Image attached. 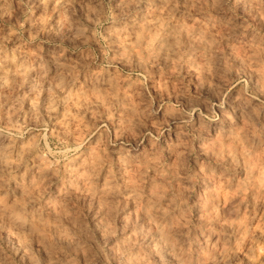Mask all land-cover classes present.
Masks as SVG:
<instances>
[{
    "label": "rangeland",
    "instance_id": "1",
    "mask_svg": "<svg viewBox=\"0 0 264 264\" xmlns=\"http://www.w3.org/2000/svg\"><path fill=\"white\" fill-rule=\"evenodd\" d=\"M165 2L63 0L57 7L56 0H0V104L3 105L0 112L7 113L13 103L17 108L23 103L24 109L19 116L23 122L27 113V126L31 129L28 136L48 134L46 139H50L51 122L45 123L48 118L43 115L44 105L32 109L31 99L43 93L45 102L55 100L59 91L57 81L63 77L66 84L70 83L73 77L69 73L73 72V67L91 65L96 68L104 63L105 47L110 53L108 62L112 67L109 71L113 77L117 75L115 66H119L121 73L142 71L144 64L136 55H123L124 47L113 29L133 21L137 25L143 23L145 27H153L148 21L155 18ZM240 2L216 0L213 3V0H208L204 4L200 0L196 7L211 11L213 22L219 28L238 36L242 31L241 21L232 11ZM194 3L196 0H180L181 13L192 10L191 15H196L192 8ZM116 4L121 10V18L117 25H112L106 22L104 13L110 5ZM243 4L245 12L257 6L255 0H243ZM92 8L96 11L92 12ZM199 14L204 17L207 13ZM97 21L100 22L99 31L105 35L113 33L107 44L93 36ZM21 23L24 27H20ZM12 27L17 28L18 33L9 36ZM85 27L87 32L83 31ZM177 33L176 21H167L161 38L165 47L157 58L158 63L167 69L172 59L183 55L182 71L186 78L172 94L177 107L171 111L161 109L151 117H136L138 135L133 140L131 151L125 144V158L117 164L118 173L122 175L125 169L135 171L138 163L146 165L140 171L148 172L153 200L162 196L164 203L171 202L169 224H175L184 213L207 229L206 213L211 212L215 231L206 235H210L213 242L218 241L220 246L235 249L243 239L245 227L240 222V213L234 202L225 206L226 192L230 187L228 177H233L234 184L235 168L222 159L219 144L213 142L212 132L219 131L221 137L227 136L229 131H235L242 115L249 125L251 145L264 149V76L256 72L246 73L251 77L253 86L246 91L241 84L229 93L228 105L232 111L226 109L217 124L204 119L199 113L192 117L189 112L193 106L208 97L215 99L216 96H223L228 91L234 83L235 73L224 75L223 62L217 54L212 61L216 75L210 76L205 67L197 80L195 69L206 64L214 49L209 50L206 44ZM33 35L37 36L34 41ZM144 56L147 58V53ZM13 57L17 58V63L31 66L32 70L13 76V86L8 89L4 87V79L8 69L16 67L12 63ZM152 71L158 73L159 69ZM193 84L192 91H187L186 87ZM250 93L261 99L253 100ZM159 97L157 93L158 101ZM233 114L235 122L231 128L225 127L228 117ZM153 121L159 128L153 127ZM6 123V118L0 122V212L15 210L21 213L23 230L28 233V241L24 243L28 253L23 259L18 258L17 264H49L50 258H54V264H108L109 259L111 264H156L153 245L157 242L161 243L160 252L167 259L170 249L160 241V233L148 226L145 212L139 210L140 201L137 200L135 205L137 211L132 212L129 210L131 201L124 199L127 191H132L135 185H127L121 190L112 186L111 192L102 191L103 177H98L100 170L97 169V172L83 178L73 177V186L70 187L67 180L60 178L67 173L56 174V169H46L36 156L34 146L22 150L21 145L25 142L33 145L35 142L28 140V136L21 140L10 135L3 130ZM161 133L164 134L161 140L152 139L153 134L160 136ZM129 139L132 137L126 135L125 140ZM141 140L144 144L138 146ZM50 142L55 151L56 141L50 139ZM156 157H159L158 161ZM202 168L205 171H201ZM178 231L172 229V234L176 235ZM200 232L199 227L193 228L194 236L200 235ZM257 237V243L264 240L259 234ZM37 239L42 244L38 250L32 246ZM247 244L248 241L241 245L245 251ZM45 249L48 255H45ZM118 250L124 254L121 255ZM240 255L230 253L229 259L218 256L215 264H253L247 257L238 259ZM145 256L148 260L142 259Z\"/></svg>",
    "mask_w": 264,
    "mask_h": 264
},
{
    "label": "clouds",
    "instance_id": "2",
    "mask_svg": "<svg viewBox=\"0 0 264 264\" xmlns=\"http://www.w3.org/2000/svg\"><path fill=\"white\" fill-rule=\"evenodd\" d=\"M215 2L216 0H213V3ZM62 3L63 0H56L57 7ZM198 3L200 0H196L192 6L197 14L191 15L192 10H189V13H181L180 0H166L164 6L158 9L155 18L148 21L153 27H145L143 23L137 25L133 21L113 29L124 47L123 55L129 57L136 55L144 64L142 71L121 73L119 66H115L117 75L113 77L109 71L112 67L108 62L110 53L105 47L104 63L96 68L91 65L73 67V72L69 73L73 77L70 83L66 84L63 77L57 81L56 88L59 91L55 94V100L45 102L43 93L31 99L32 109H37L40 104L44 105L43 115L48 118L46 124L51 122L50 139L56 141L55 151L50 139H46L48 134L28 136L31 129L27 126V113L23 122L19 116L24 109L23 103L19 108L13 103L7 113L0 112V122L7 119L3 130L10 135L21 140L28 136V140L34 141V145L25 142L21 149L34 146L37 149L36 156L46 169H56V174L62 171L67 173V176L61 175L60 178L67 180L70 187L73 186V177L83 178L97 172V169L100 170L98 177H103L102 191L111 192L112 186L121 190L127 185H135V188L127 191L124 196V199L131 201L129 210L137 211L135 205L139 200V210L145 212L148 226L160 233V241L170 249L166 259L160 252L161 243L153 245L156 264H215L218 256L229 259L230 253H239L241 255L238 259L247 257L253 264H264V240L257 243V234L264 237V149H256L251 145L249 125L242 115L235 131H229L227 136L221 137L219 131L212 132L213 142L219 144L222 159L230 162L235 168V183H232L233 177H228L227 183L230 187L225 198V206L234 202L236 210L240 213V222L245 225L243 239L235 249L220 246L218 241L213 242L211 236L206 235L209 231H215L211 212L206 213L207 229L197 225L184 213L177 218L175 224H169L167 220L171 202L164 203L162 196L153 200L154 193L148 183V172L140 171L146 168V165L138 163L135 171L125 169L122 175L118 173L117 164L125 158V144H128L131 151L133 140L138 135L135 129L136 117L144 115L151 117L161 109L171 111L177 107L172 94L186 78L182 71L183 55L172 59L171 66L167 69L157 60L165 47L161 43V38L167 21H176L178 35L186 34L206 44L209 50L214 49L212 57L208 58L206 64H201L195 69L197 80L200 79L205 67L210 76L216 75L212 61L217 54L223 62L224 75L229 72L235 73L234 83L223 96H216L215 99L208 97L206 101L196 104L191 108L190 116L195 117L199 113L204 119L214 125L217 124L226 109L232 111L228 105L229 93L241 84L246 91L253 86L251 77L246 73L256 72L264 76V0H255L256 8L247 12L243 0L234 8L232 14L241 21L242 31L238 36L233 35L231 31L225 33L213 22L212 12L202 7L197 8ZM203 3L207 4L208 0H203ZM91 11L95 12L96 9L92 8ZM201 12H206V16L202 17L199 14ZM178 13L180 15H177ZM104 16L106 22L117 25L121 18L118 4L110 5ZM65 18H68L67 14ZM99 26L100 22L97 21L93 36L99 37L107 44L109 36L113 33L105 35L99 31ZM20 27H24L23 23ZM83 31L87 32L88 29L85 27ZM17 33L18 29L12 27L8 35L14 36ZM36 39L37 36L33 35L32 40ZM177 46L179 47V42ZM145 53L147 58L144 56ZM12 63L16 67L9 68L4 79V87L8 89L13 86V76L23 75L32 70L31 66H26L23 62L17 63L16 57H13ZM154 68H158L159 72L154 73L152 71ZM193 88L194 84L186 87V90L192 91ZM157 93L160 94L159 101ZM250 95L253 100L261 99L260 96L251 93ZM124 100L128 103H123ZM157 103L159 107H155ZM2 108L3 105L0 104V109ZM234 122L235 114L228 117V124L225 127L231 128ZM152 123L153 127L159 128L155 121ZM126 135H130L132 139L125 140ZM163 135L153 134L152 139L161 140ZM143 144L144 141L141 140L138 146ZM155 159L158 161L159 157ZM201 171L205 169L202 168ZM223 187L222 183L221 190ZM22 221V214L15 210L0 212V264H17L18 258L23 259L28 253V249L24 247V243L28 241V233L24 232ZM194 227L201 229L200 235H193ZM172 229L179 231L173 235ZM201 236L204 238L201 239ZM246 241L248 244L245 251L241 245ZM32 246L38 250L42 247L41 241L35 240ZM44 251L45 255H48L47 249ZM118 251L121 255L124 254L122 250ZM142 259L148 260V257ZM49 264H54V258H50ZM108 264H111L110 259Z\"/></svg>",
    "mask_w": 264,
    "mask_h": 264
}]
</instances>
